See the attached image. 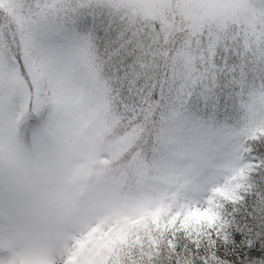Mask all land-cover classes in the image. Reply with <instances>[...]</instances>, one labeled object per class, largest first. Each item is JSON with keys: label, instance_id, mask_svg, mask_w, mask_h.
<instances>
[{"label": "snow or ice", "instance_id": "6c2138e0", "mask_svg": "<svg viewBox=\"0 0 264 264\" xmlns=\"http://www.w3.org/2000/svg\"><path fill=\"white\" fill-rule=\"evenodd\" d=\"M0 264H264V0H0Z\"/></svg>", "mask_w": 264, "mask_h": 264}]
</instances>
